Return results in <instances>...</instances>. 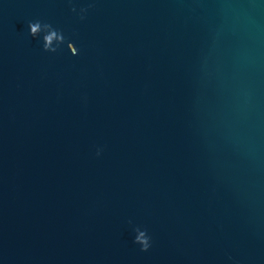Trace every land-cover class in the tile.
Returning <instances> with one entry per match:
<instances>
[{"label": "water", "instance_id": "water-1", "mask_svg": "<svg viewBox=\"0 0 264 264\" xmlns=\"http://www.w3.org/2000/svg\"><path fill=\"white\" fill-rule=\"evenodd\" d=\"M0 264H264V0H0Z\"/></svg>", "mask_w": 264, "mask_h": 264}]
</instances>
